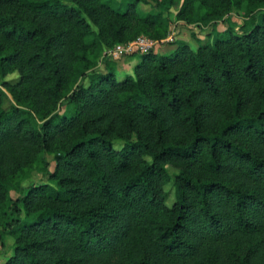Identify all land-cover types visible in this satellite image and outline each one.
Segmentation results:
<instances>
[{
	"label": "trees",
	"instance_id": "1",
	"mask_svg": "<svg viewBox=\"0 0 264 264\" xmlns=\"http://www.w3.org/2000/svg\"><path fill=\"white\" fill-rule=\"evenodd\" d=\"M153 1L0 0L2 264H222L214 246L264 236V0ZM173 14L207 46L118 79L104 50Z\"/></svg>",
	"mask_w": 264,
	"mask_h": 264
},
{
	"label": "rangeland",
	"instance_id": "2",
	"mask_svg": "<svg viewBox=\"0 0 264 264\" xmlns=\"http://www.w3.org/2000/svg\"><path fill=\"white\" fill-rule=\"evenodd\" d=\"M176 1L177 4L174 6V10L178 9L182 2V0ZM154 4L155 3L153 0H146V2L141 3V6L139 7L140 12L143 14L149 11L157 12V10L153 8ZM228 15L232 16L233 20L235 21L237 20L239 22H242V20L244 19V14L241 11H233L229 14H226L218 20L219 30H222L224 28L225 22H223V20H225ZM208 29V25L204 22H186L184 20L177 19L175 14H173L171 16V21L167 26V34L165 36L166 38L159 40L152 37V39L154 38V40L157 42V46L155 48L163 53H171L175 48V44H171V42L179 39L186 41L192 49L196 50L199 46H207V44L209 43L210 38L207 35ZM141 35H145L151 38V36L148 34L139 33L130 40H133ZM131 54L113 58L117 62L116 74L118 79H123L126 76L132 75L134 73L135 66L140 61L141 53L135 52V55ZM102 64L101 67H103ZM20 76L21 74L18 70L9 72L5 75L3 82L8 81L12 84L16 83ZM5 89L7 90V88ZM8 94L12 98V95L9 92ZM53 165L54 162H52V166ZM168 169L172 175L178 174L179 172V169L174 166L168 165ZM35 175L38 178L37 173H35ZM166 190L168 191L167 204L171 206L175 201L174 188L171 184H169L168 186H166ZM13 195L15 196L16 193H13ZM13 245L14 238L11 236H7L5 238L3 246L0 243V264H2L11 254ZM222 248L214 246L211 249V254H216L218 256L217 259L223 262L222 264H237L238 260L235 256H230L229 258V252L231 250L239 256V260H244L246 264H264V236L261 234H243L237 237H233L231 241L226 244V250Z\"/></svg>",
	"mask_w": 264,
	"mask_h": 264
},
{
	"label": "built area",
	"instance_id": "3",
	"mask_svg": "<svg viewBox=\"0 0 264 264\" xmlns=\"http://www.w3.org/2000/svg\"><path fill=\"white\" fill-rule=\"evenodd\" d=\"M157 46V42L145 35L138 36L136 39L119 43L113 48H108L104 52V57L117 58L124 54H131L134 52L145 53Z\"/></svg>",
	"mask_w": 264,
	"mask_h": 264
}]
</instances>
